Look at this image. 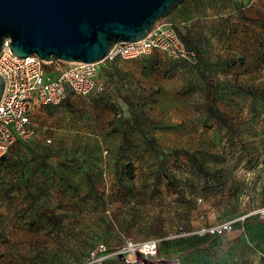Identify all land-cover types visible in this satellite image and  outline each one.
<instances>
[{
  "label": "rangeland",
  "instance_id": "obj_1",
  "mask_svg": "<svg viewBox=\"0 0 264 264\" xmlns=\"http://www.w3.org/2000/svg\"><path fill=\"white\" fill-rule=\"evenodd\" d=\"M239 1L247 53L225 65L243 67L236 102H201L224 89L160 52L110 70L104 92L34 109L32 135L0 161V264H128L91 258L127 240L157 241L163 264H264V0ZM179 9L163 22L210 63L205 25ZM236 219L219 237L175 238Z\"/></svg>",
  "mask_w": 264,
  "mask_h": 264
},
{
  "label": "built area",
  "instance_id": "obj_2",
  "mask_svg": "<svg viewBox=\"0 0 264 264\" xmlns=\"http://www.w3.org/2000/svg\"><path fill=\"white\" fill-rule=\"evenodd\" d=\"M5 39L0 49V76L4 78V91L0 99V160L18 141L28 139L33 133L32 113L35 108L59 106L68 97H87L107 89L104 72L107 65L117 58L139 59L154 50L167 58L179 60L194 67L199 63L197 52L189 48L173 23L162 22L144 39L133 43H121L113 47L100 63H67L68 67L55 77L47 76L46 63L37 56L17 58ZM50 143V140H47ZM264 216V209L260 210ZM236 220L224 221L214 227L188 232L179 228L175 238L190 236H222L232 231ZM155 240H127L117 249L108 250L99 245L91 258L102 262L107 258L123 255L128 264H163ZM175 264H178L177 261Z\"/></svg>",
  "mask_w": 264,
  "mask_h": 264
},
{
  "label": "water",
  "instance_id": "obj_3",
  "mask_svg": "<svg viewBox=\"0 0 264 264\" xmlns=\"http://www.w3.org/2000/svg\"><path fill=\"white\" fill-rule=\"evenodd\" d=\"M184 0H0V49L45 63L102 62L113 47L138 42ZM0 76V99L4 91Z\"/></svg>",
  "mask_w": 264,
  "mask_h": 264
},
{
  "label": "crops",
  "instance_id": "obj_4",
  "mask_svg": "<svg viewBox=\"0 0 264 264\" xmlns=\"http://www.w3.org/2000/svg\"><path fill=\"white\" fill-rule=\"evenodd\" d=\"M240 2L239 0H184L179 5V14H181L180 17L182 19L188 18L195 20V24L205 25V33L201 37V47L204 48L205 53L208 50L211 51L215 58L213 61H209L210 63L200 60L194 66L195 78L198 79L199 86L205 87V82L212 80L215 89H224L217 91L218 95L215 96L213 92H211L212 95L210 96L200 95V101L203 103L211 104L214 98H218L222 94L229 95V100L232 102L241 99V95L236 94V90L240 87L239 81L243 80L240 77L237 78V74L242 72L243 67H241L240 62L247 53V36L242 29L247 24V21L244 19L245 11ZM159 54H161L160 51L154 50L139 59H115V61L107 65L106 70L110 71L115 68L117 71L116 76L122 75L125 68H129V72L134 73L137 72L135 71L137 65L142 63V58ZM230 58L234 59L232 63H236L239 60L240 62L236 66H231L227 69L225 65H231L229 64ZM224 70H227L229 75H224ZM232 76H234V80L229 78Z\"/></svg>",
  "mask_w": 264,
  "mask_h": 264
},
{
  "label": "trees",
  "instance_id": "obj_5",
  "mask_svg": "<svg viewBox=\"0 0 264 264\" xmlns=\"http://www.w3.org/2000/svg\"><path fill=\"white\" fill-rule=\"evenodd\" d=\"M244 6H243V4H242V8H243ZM178 32V34H179V36L181 37V39L185 42V44L189 47V48H192V49H194L192 46H190L188 43H187V41H186V38L179 32V31H177ZM195 50V49H194ZM196 52H197V54L199 55V52L197 51V50H195ZM199 62H200V55H199ZM111 73V71H109V70H106V72H104V77H105V80H106V82H107V80L109 79V76L111 75L110 74ZM2 160V159H1ZM0 160V161H1ZM132 169H133V166L131 165V164H129V165H127V177L129 178V179H132ZM199 237H201V236H199ZM202 237H210V236H202ZM215 237H219V236H215ZM189 238V237H188ZM182 239H185V238H182Z\"/></svg>",
  "mask_w": 264,
  "mask_h": 264
}]
</instances>
